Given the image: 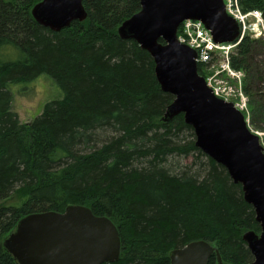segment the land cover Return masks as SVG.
Segmentation results:
<instances>
[{"label": "trees", "instance_id": "1", "mask_svg": "<svg viewBox=\"0 0 264 264\" xmlns=\"http://www.w3.org/2000/svg\"><path fill=\"white\" fill-rule=\"evenodd\" d=\"M40 1L0 0V264H19L4 241L22 218L75 204L118 227L120 258L104 264H170L174 249L196 240L216 246L224 264L251 262L243 235L261 226L242 185L196 146L184 114L162 120L175 96L151 54L118 33L140 0H84L88 18L59 32L32 16ZM239 4L264 15V0ZM251 42L238 45L235 69L246 68ZM42 74L63 97L22 123L11 86ZM191 154L185 167L170 162Z\"/></svg>", "mask_w": 264, "mask_h": 264}, {"label": "water", "instance_id": "2", "mask_svg": "<svg viewBox=\"0 0 264 264\" xmlns=\"http://www.w3.org/2000/svg\"><path fill=\"white\" fill-rule=\"evenodd\" d=\"M141 10L118 28L123 39H134L155 62L157 79L175 96L162 120L184 114L196 135V146L223 165L242 185L261 225V233H244L253 254L246 264H264V150L260 137L248 127L233 102L217 97L198 71L197 52L178 40V28L187 19L201 20L218 43L233 42L239 23L228 14L224 0H140ZM41 25L59 32L72 22L85 21L84 0H41L32 8ZM163 39L165 43L160 40ZM5 248L19 264H104L119 260L122 242L117 225L108 216L94 214L85 205H69L64 212L31 213L5 239ZM216 246L196 240L174 249L170 264H207Z\"/></svg>", "mask_w": 264, "mask_h": 264}, {"label": "built area", "instance_id": "3", "mask_svg": "<svg viewBox=\"0 0 264 264\" xmlns=\"http://www.w3.org/2000/svg\"><path fill=\"white\" fill-rule=\"evenodd\" d=\"M227 12L240 24V36L232 43H218L202 21L184 20L178 29V39L197 52L196 61L202 67L212 69L206 75L208 85L214 94L234 102L243 113H248L250 97L244 89L243 72L231 65L232 56L247 35L264 38V15L261 10L244 12L239 0H224ZM212 65V66H210Z\"/></svg>", "mask_w": 264, "mask_h": 264}, {"label": "rangeland", "instance_id": "4", "mask_svg": "<svg viewBox=\"0 0 264 264\" xmlns=\"http://www.w3.org/2000/svg\"><path fill=\"white\" fill-rule=\"evenodd\" d=\"M251 44L249 62L244 70H240L244 75L242 77L244 89L250 97L248 113L244 114L249 128L260 137L261 145L264 147V38H252ZM202 71L204 76L212 74V69L207 67H202ZM11 92L13 93L12 108L18 113L22 123H28L40 115L47 102L63 97L62 89L47 74H42L33 82L13 84ZM181 138L185 139L183 142L193 139L188 133L181 135ZM203 159L206 160L205 157ZM193 160L194 156L191 154L189 157H171L170 162L180 168L191 164Z\"/></svg>", "mask_w": 264, "mask_h": 264}]
</instances>
